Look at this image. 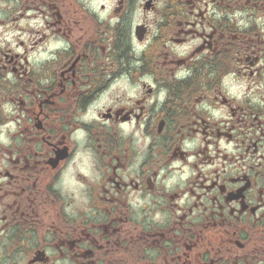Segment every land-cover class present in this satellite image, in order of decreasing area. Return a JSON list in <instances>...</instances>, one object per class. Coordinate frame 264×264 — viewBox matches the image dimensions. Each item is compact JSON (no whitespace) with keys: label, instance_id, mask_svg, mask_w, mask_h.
I'll return each instance as SVG.
<instances>
[{"label":"flooded vegetation","instance_id":"obj_1","mask_svg":"<svg viewBox=\"0 0 264 264\" xmlns=\"http://www.w3.org/2000/svg\"><path fill=\"white\" fill-rule=\"evenodd\" d=\"M0 13V264H264V0Z\"/></svg>","mask_w":264,"mask_h":264},{"label":"rangeland","instance_id":"obj_2","mask_svg":"<svg viewBox=\"0 0 264 264\" xmlns=\"http://www.w3.org/2000/svg\"><path fill=\"white\" fill-rule=\"evenodd\" d=\"M7 17V16H6ZM0 18L5 19V16L0 13ZM5 25H11L12 30L7 32L5 29ZM23 27V19L21 16H9L6 18V23L4 25H0V40L5 41L3 44L7 45V47L12 48L14 50H21L22 47L19 44V41L22 40V36L25 33L21 28Z\"/></svg>","mask_w":264,"mask_h":264}]
</instances>
